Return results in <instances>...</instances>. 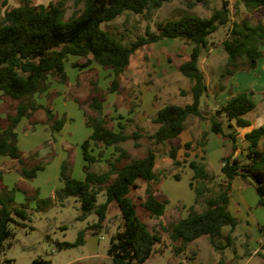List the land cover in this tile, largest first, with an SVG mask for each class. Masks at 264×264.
<instances>
[{"label":"trees","instance_id":"obj_1","mask_svg":"<svg viewBox=\"0 0 264 264\" xmlns=\"http://www.w3.org/2000/svg\"><path fill=\"white\" fill-rule=\"evenodd\" d=\"M16 6H9L8 0H0V96L17 101L15 114L0 118V156L9 157L22 165L23 178L34 179L44 168L42 162L35 161L25 166L23 152L18 147L17 127L22 119H31L37 110H44L47 122L53 123V129L60 131L64 121L57 119L49 107L36 102V94H44L50 86V79L66 83L65 61L69 56L87 59L83 68L96 63L112 70L114 78L110 92L118 91L122 74L130 64L132 55L141 47L163 41L183 40L192 45L188 58L178 67V71L191 81L189 95L191 102L184 105L167 104L158 109L151 119L154 131L143 134L138 128L127 134L125 125L118 122V130L108 125L103 113L105 95L94 96L89 109L95 115L87 114L86 123L92 127V134L82 143L83 160L85 162L84 179H76L71 175V162L62 164L61 177L63 187L56 192L58 197L75 196L81 203V219L95 213L98 222L88 227L90 233H97L106 219L109 205L116 203L121 213V224L118 231L110 238L108 256L110 264H141L151 257L154 247L161 242L159 232L152 230L140 221L136 214V202L129 194L136 190L138 182L146 184L145 197L141 207L154 219L163 217L168 204L166 197L161 198L154 184L160 181L154 170L158 153L149 149L141 158L127 160V152L121 145L133 139L134 145L140 146L139 139L146 136L155 145L165 146L176 140L185 130L190 118H199L210 123L211 131L223 140L232 143L236 149L237 129L250 125L249 113L254 111L256 103L252 93L232 94L225 105L218 106L209 115L201 109V99L208 93V82L204 71L200 68L201 57L209 50L212 43L209 37L221 27H226L231 20V10L227 1L220 8L214 9L210 17L184 14L177 19H169L157 26L156 31L147 29L145 35L139 36L130 44L123 43L103 24L116 20L130 12L142 15L147 11L158 10L164 3L172 0H84L81 12H75L65 20L63 16L64 0H52L48 4H32L31 0H17ZM200 1V0H197ZM244 7L251 10H263L264 0H240ZM229 37L222 41L226 53L224 73L221 77H231L237 71H251L264 57V24L253 23L248 19L234 21L229 27ZM75 66H78L75 64ZM184 95L185 91L182 90ZM247 147L244 158H225L221 167L223 182H218L215 190L208 189L215 184L217 176L208 171L204 158L202 160L180 161L178 148L171 146L165 154L173 160L175 166L187 163L193 171L190 187L196 193V200L189 208L186 218L162 229L169 232L175 246V252L181 251L202 237H207L211 245L221 251L233 242L232 233L238 225V219L229 210L233 181L240 179L253 185L259 197L258 204L264 205V125L253 129L245 135ZM205 138L197 142L203 147ZM185 148L191 149V143ZM95 147L114 149L115 159H107L108 169L102 172L91 170V166L100 161L102 152L95 155ZM186 156H188L186 154ZM123 161H125L123 163ZM122 163V164H119ZM1 177V176H0ZM179 180L180 175H175ZM0 193V257L8 240L14 237L12 224H23L28 218L27 208L15 204V190L4 187ZM99 192H104L106 202L97 204ZM206 205L202 212L195 211L205 193ZM50 198L42 199L45 204ZM230 226L227 242L223 228ZM84 232H80L75 243H58L57 249L63 250L84 243ZM12 264V260L7 261ZM30 264H52L44 258H36ZM216 264H226L220 259Z\"/></svg>","mask_w":264,"mask_h":264},{"label":"rangeland","instance_id":"obj_2","mask_svg":"<svg viewBox=\"0 0 264 264\" xmlns=\"http://www.w3.org/2000/svg\"><path fill=\"white\" fill-rule=\"evenodd\" d=\"M48 1L31 0L35 5L46 4ZM225 1L231 10L230 23L209 37L212 45L199 61L212 90L201 99V109L206 110V105L214 107L215 96L223 92L232 95L234 90L236 92L248 90L247 93L253 94L251 96L256 103L254 111L247 115L252 117L254 113L264 109V57L258 62V67L252 71H237L235 74L240 75L236 80L229 82L233 75L221 77L226 63L222 41L229 37V27L234 21L248 19L253 23L264 24L263 10L249 11L240 0H172L164 3L160 9L147 11L142 15L127 12L116 20L103 24L102 27L123 43L130 44L139 36L145 35L147 29L156 31L160 23L169 19H177L184 14L210 17L213 10L220 8ZM17 4V0H8L9 6ZM83 5L84 0H64L62 6L64 19L68 20L73 13L81 12ZM191 49L192 45L179 39H165L139 48L132 55L128 68L122 74L120 87L116 92L109 91L114 78L112 70L96 63L83 68L81 65L85 64L87 59L76 56L67 58L65 61L67 82L62 83L51 78L48 91L34 96L38 104L49 107L57 119L64 121L62 129L55 131L53 123L47 122L45 111L42 109L33 113L32 120L22 119L16 129L18 147L23 152L25 166L29 167L39 160L44 168L34 179L28 180L22 177L20 172L22 165L19 162L0 156V193H5L4 187L14 189L15 204L24 205L28 212V218L22 221L24 225L12 224L14 237L7 241L0 257V264H8V260H12V264H30L39 257L51 261L52 264H110L108 247L111 236L118 231L121 224L120 209L116 203H111L102 228L95 234L90 233L87 229L98 222L97 215L92 213L81 219V203L77 197L56 196V192L63 187L62 164L70 161L72 177L84 179L85 162L81 145L92 134V127L87 125L86 117L87 114L95 115L89 109L94 96L105 95L103 113L108 125L118 130V122H121L125 125L124 131L127 134L141 128L144 130L143 134L147 135L155 129L151 119L158 109L167 104L184 105L191 102L188 93L191 81L178 71V67L188 58ZM212 61L215 63L211 68L209 63ZM182 90L185 91L184 95L181 94ZM16 105L17 101L0 96V118L15 114ZM196 119L190 118L187 126L191 127L192 121ZM138 143L140 146L136 147L134 140L131 139L121 145L127 152V160L144 157L149 149H155L163 168L156 172L160 181L154 184V188L161 198L168 199L163 217L154 219L140 205L145 197L146 184L139 181V187L129 194L136 202L139 220L150 229L159 232L161 236V242L155 245L151 257L141 264H216L220 259H224L226 264H264V205L258 204L259 197L254 186L245 182L244 191L242 189L231 191V198L234 196V199L229 207L238 219V225L232 233L231 245L218 251L207 237H202L188 244L181 253H176L174 247L180 246L181 243H173L169 232L162 229L160 223L169 227L179 219L186 218L189 208L195 203L196 193L189 185L193 171L188 164L165 165L164 158L167 156L165 152L169 151L171 146H175L178 148L179 160L184 161L186 154L193 155L195 150L199 152L197 139H194L196 149L193 148L189 152H187L189 149L182 146L180 137L165 146L155 145L146 136L140 138ZM220 150L222 151L221 148ZM220 150L217 145L212 144L208 150L213 159L212 172H216V175H222ZM100 152L103 153L102 157L91 166L92 171H106L109 167L107 159L116 158L112 147L94 148L95 155ZM195 159L194 157L192 160ZM196 160H202V157ZM177 174L181 176L179 180L175 178ZM218 182L217 179L215 184H209L207 188L215 190ZM209 195L211 193L207 192L201 197L199 204L194 206L195 211L202 212L205 209L204 200ZM48 198L51 199L49 204L42 202V199ZM104 202L106 196L104 192H99L97 204ZM230 231V226L223 228L225 235L221 239L223 243L227 242ZM80 232H84L83 244L63 250L57 249L58 243H75Z\"/></svg>","mask_w":264,"mask_h":264},{"label":"crops","instance_id":"obj_3","mask_svg":"<svg viewBox=\"0 0 264 264\" xmlns=\"http://www.w3.org/2000/svg\"><path fill=\"white\" fill-rule=\"evenodd\" d=\"M50 1L51 0H49L46 4H48ZM211 54H212V51H211ZM262 59H260V60H262ZM226 60H227V57L225 55V61ZM214 63L215 62L212 61L211 63H209V66L212 68ZM204 73L206 74L205 71H204ZM238 75H240V74L237 73V74L233 75V77L230 78L229 82L236 80ZM213 76L216 78L215 74ZM206 77H207V75H206ZM214 81H216V80H214ZM207 82H208V80H207ZM213 83H215V82H213ZM208 87H209L208 92H212L209 82H208ZM234 91H233V94L248 92V90L241 91V92H236V90H234ZM230 97H231V95H228L226 92H223L219 96H215V99H214L215 100V106L210 108L209 105H206L207 107H206V110H204V114L209 115L212 111L215 110L216 107L225 105L227 103V101L230 99ZM187 103H190V102H187ZM248 118L250 119V122H251L250 125L248 127H245V128H238L237 129L238 134H237L236 149H233L231 142L224 141L220 136L214 134L211 131V126H210V123L208 121L200 120L198 118L196 119V121H192V126L189 127L186 125L185 130L180 135L182 146L185 145L186 143H191V145H192L191 149H193V148L196 149L197 146H195L194 139H197V142H198V140L200 141L202 138H205V145L203 147L199 146L197 148V150L199 152H196V150H195L193 155H192V153L189 155L187 154L188 156L186 157V159L192 160L194 157L196 159L201 158V157L204 158V162L206 163L208 171L214 175H216L217 173L212 172L213 171V167H212L213 159L210 157L209 151H208L210 148V144H212L214 146L217 145L218 150H220V148L222 149V151L221 150L219 151V155H220L219 157L221 160L220 161L221 167L225 164V158H227V157L243 159L244 154H245V150L247 147V143L245 141V135L247 133H249L250 131H252L253 129L264 125V109L258 111L257 113H254L252 117L248 116ZM188 122H189V119L187 121V124H188ZM191 149H189L187 152H189ZM178 159H179V157H178ZM164 162H165V165H171L173 163V160L169 156H165ZM161 166H163V165H161V163H159L158 155H157V157L155 159V166H154L155 172H157L158 170H161V168H163ZM216 176H217V179L219 182L224 181L223 174L222 175L221 174L216 175ZM241 189H242V191L245 190V186L243 184V181L241 182L240 179L233 181L232 190L234 191V190H241ZM233 199H234V196H232V198L230 200V205H231ZM229 210H230V207H229ZM230 212L232 213L233 216L236 217V215L232 212V210H230Z\"/></svg>","mask_w":264,"mask_h":264}]
</instances>
